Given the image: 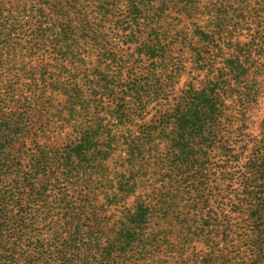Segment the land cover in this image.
Listing matches in <instances>:
<instances>
[{
  "label": "rangeland",
  "instance_id": "obj_1",
  "mask_svg": "<svg viewBox=\"0 0 264 264\" xmlns=\"http://www.w3.org/2000/svg\"><path fill=\"white\" fill-rule=\"evenodd\" d=\"M166 2L169 6L159 11L162 26L156 30L163 42L170 40V53L181 61V68L170 89L153 90L142 102L134 99L141 100L136 94L123 110L118 100L145 75L143 66L149 62L141 50L150 33L147 21L141 18L139 25H131L125 4L104 16L103 4L82 0L86 16L76 21L79 41L67 48V58L56 40L71 24L56 19L49 0H0V99L36 100L34 120L45 122L55 109L66 117L64 88H79L83 101L74 107L75 119L60 120L57 129L47 127L45 134L67 145L85 130L93 133L79 162L83 176L71 185H59L65 199H87L99 218L105 216L109 230L105 227L104 243H112L114 229L124 222L128 244L112 264H241L242 256L253 262L254 250L242 245L246 211L233 213L232 205L241 198V164L256 147L264 152V53L257 55L259 48L252 51L254 67L247 81L259 74L253 90L247 91L251 102L241 105L235 91L227 92L212 143L207 142V125L186 130L176 111L180 101L214 82L223 59L219 53L227 56L224 47H231L229 41L247 43L261 34L264 4L199 0L189 12L178 1ZM217 17H222L221 29L214 27ZM86 22L92 35L82 29ZM200 56L205 59L200 61ZM119 66L122 75L117 78ZM114 78L119 82L113 84ZM53 79L57 86L50 83ZM116 112L122 114L119 120L114 119ZM240 133L252 138L242 154L236 137ZM226 220L228 242L219 235Z\"/></svg>",
  "mask_w": 264,
  "mask_h": 264
},
{
  "label": "trees",
  "instance_id": "obj_2",
  "mask_svg": "<svg viewBox=\"0 0 264 264\" xmlns=\"http://www.w3.org/2000/svg\"><path fill=\"white\" fill-rule=\"evenodd\" d=\"M86 1L89 4L96 2L103 4L101 13L104 16L113 13V8L116 10L117 4H125L128 9L127 21L131 25H139L138 21L141 18L150 25L147 41H144L141 47L144 57L149 61L147 66H143L146 73L135 80L132 88H129L131 86L127 88L128 94L118 100L119 107L124 110L127 100L136 94L140 95L141 100L139 96L134 99L142 102L143 97L148 96L153 90L157 92L161 88L170 89L181 68V61L171 55L170 40L163 42L165 38L160 39V32L156 30L157 26H162L163 17L159 11L169 6L166 0ZM175 1L183 4L189 12H193L199 0ZM257 4H264V0H257ZM174 5L176 2L172 3V6ZM82 6V0H49L48 3L49 9L58 15L56 19L71 24L61 30L56 40V45L65 48L62 54L67 58L70 55L67 48L79 41L76 21L80 22L86 16L82 15V12L84 13ZM153 10L154 13L149 16ZM214 22V27L221 29L222 17L220 19L217 17ZM85 24L86 27L82 29L88 31V35H92L91 26H88L87 22ZM216 29H213V32H217ZM260 33L259 36L256 34V40L254 36L247 43L229 41L231 47H224L226 51L228 50L227 56L219 53L220 46L217 48L216 53L223 59L221 66L217 68L214 82L200 91H194L185 102L182 100L177 105V120L187 125L186 130L190 128L194 132L207 125L210 129L207 142L212 143L216 137L217 127L219 123L221 124L218 118L222 113V107L225 106L224 98L227 92L235 91L239 95L238 101L241 105L245 106L251 102L252 94L247 91L253 90L252 86L255 85V76L259 74L257 72L259 69L254 68L257 73H253L254 76H251L249 82L247 79L254 67L252 51L259 48L257 50L259 52L255 53L257 55L264 53V28ZM130 36L134 37L133 34ZM198 58L200 61L205 59L204 56ZM211 62L213 60H210ZM248 63H251V66ZM121 70L122 66H119L117 78L122 75ZM117 78L112 80L113 84L119 82ZM50 83L57 86L54 79ZM76 87L69 85L64 88L67 116H62L61 110L55 109L49 113L45 122L38 120L39 118L34 120L38 112V110L33 112L38 103L36 100L22 96L18 99L10 98L6 102L0 99V264H112L114 257L123 256L122 245L128 244L125 240L124 222L120 221L114 229L115 238L112 243H104L105 227L109 230L105 226L108 221L105 216L99 218L93 210L92 203H88L87 199H80L81 201L65 199L64 191L59 185L61 181L71 185L75 179L83 176L80 169L83 166L79 162L85 158V143L93 134L89 129L85 130L78 141H71L67 145L57 144L45 134L47 127H58L60 120H67L69 116L70 119H75L74 107L83 101L79 88ZM116 115L115 120L122 116L121 113ZM241 129L244 130L243 127ZM237 136L240 137L239 154H242L244 148L250 145L252 138L243 133ZM261 148L256 147V151L241 164L239 175L242 186L239 193L241 198L236 205H232L233 213L243 214L246 211V216L242 220L244 222L242 226L246 230L242 245L247 244L255 252L253 262L247 260L249 256H242L241 264H264V152ZM228 194L226 196H229ZM56 195H59L58 199ZM206 223L208 226H214L216 230L219 227ZM228 225V220L223 222V229L219 232L220 240L225 242L229 241ZM207 240L209 241V238Z\"/></svg>",
  "mask_w": 264,
  "mask_h": 264
}]
</instances>
